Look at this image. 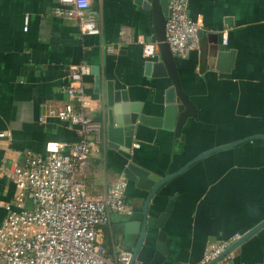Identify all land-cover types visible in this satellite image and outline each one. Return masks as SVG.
Here are the masks:
<instances>
[{
	"label": "crops",
	"instance_id": "crops-1",
	"mask_svg": "<svg viewBox=\"0 0 264 264\" xmlns=\"http://www.w3.org/2000/svg\"><path fill=\"white\" fill-rule=\"evenodd\" d=\"M58 1L0 0V225L3 206L15 194L13 170L24 166L30 153L46 155L61 146L67 152L80 138L79 126L49 115L68 103V70L79 64L90 70L98 66L105 81L140 103L142 113L164 123L151 142L134 141L138 146L133 144L130 153L109 148L104 139L88 160L83 181L89 197L103 196L119 179L128 181L127 212L113 214L102 230L112 252L123 249L115 242V228L133 208L143 207L149 193L143 187L147 175L140 182L139 170L164 178L200 154L232 143L196 161L153 195L155 216L172 203L163 226L167 259L201 264L213 245L240 238L262 222L264 138L258 136H264V0H189V14L201 24V52L174 55L182 87L196 106V116L180 126L179 136L180 111L166 113L170 78L145 73L150 58L141 41L155 42L153 10L136 0H91L102 33L83 35L75 20L52 14ZM212 46L228 56L214 55ZM84 83L96 100L91 116L103 126V99L95 93L91 71ZM155 251L153 238L137 260L148 264ZM234 253V264H264V227Z\"/></svg>",
	"mask_w": 264,
	"mask_h": 264
},
{
	"label": "built area",
	"instance_id": "built-area-1",
	"mask_svg": "<svg viewBox=\"0 0 264 264\" xmlns=\"http://www.w3.org/2000/svg\"><path fill=\"white\" fill-rule=\"evenodd\" d=\"M91 0H59L54 16L75 20L83 35H99L98 15ZM29 17L25 16L24 30ZM201 24L189 14V0H169L166 18V42L173 55L190 50L201 52ZM143 44L145 57L155 58L156 42ZM84 64L69 67L68 103L49 115L80 127L78 141L46 155L30 153L24 166L10 174L15 185L13 200L4 204L6 216L0 225V264H129L132 251L119 249L108 253L102 230L113 214L127 212L125 178L111 183L103 196L87 194L83 174L90 156L105 139L101 122L91 112L96 100L85 92L84 77L90 74ZM45 120L44 117L40 118ZM0 136H4L0 132ZM138 146V144H134ZM239 236L221 241L207 250L201 264L221 255ZM234 250L215 264H234ZM134 264H144L137 260Z\"/></svg>",
	"mask_w": 264,
	"mask_h": 264
},
{
	"label": "water",
	"instance_id": "water-1",
	"mask_svg": "<svg viewBox=\"0 0 264 264\" xmlns=\"http://www.w3.org/2000/svg\"><path fill=\"white\" fill-rule=\"evenodd\" d=\"M136 1L142 4L145 8H151L153 10L154 37L158 46L159 56L157 60L156 58H150V60L145 63V73L154 78H170L172 85L169 86L165 92V102L167 104L166 113L174 109L180 111L176 132L178 134L180 126L184 124L186 119L190 116H196V106L182 87L175 57L166 42L165 24L169 12V0ZM200 33L201 31L199 30V35ZM212 50L213 54L219 51L216 46H212ZM225 56H228V54L225 53L224 50L219 51V58H223ZM91 73L94 75L95 93L99 94L103 99V129L108 147L119 150L123 153H130L133 148L134 141L151 142L157 129L161 128L164 124L163 118L142 113L140 103L130 101L128 91L116 90L112 81H105L101 76L100 68L98 66H92ZM177 136H179V134ZM258 137L264 138L263 135ZM247 139H251V137ZM233 145H235V143L213 148L208 152L200 154L178 171L164 178L149 175L147 172L141 170L136 173L140 178V182L144 176L147 175V184H144L143 187L146 188L149 193L144 199L143 207L133 208L132 214H130L126 220L120 224L119 229L115 228L114 236L117 244L120 243V246H122L123 249L132 251V258L129 264H134L140 255L144 243H149L153 238L155 240L156 251L151 262L148 264H180L167 259L168 250L165 246L166 234L163 230V226L168 218V212L171 209L172 203L170 202L163 212H161L158 216H155L150 213L151 199L160 188H162L170 180L183 173L196 161L215 151ZM130 167L132 166L130 165ZM126 175L128 177L127 172ZM140 198L143 197L140 196ZM137 210L142 213L137 214ZM263 227L264 220L243 234L221 255L207 264H215L224 255L233 251L237 246L261 230ZM119 235L123 236L121 242H119Z\"/></svg>",
	"mask_w": 264,
	"mask_h": 264
},
{
	"label": "trees",
	"instance_id": "trees-1",
	"mask_svg": "<svg viewBox=\"0 0 264 264\" xmlns=\"http://www.w3.org/2000/svg\"><path fill=\"white\" fill-rule=\"evenodd\" d=\"M107 239H106V242H104V246H105V248H106V251L108 252V253H111L112 251H111V248H110V246L108 245V243H107Z\"/></svg>",
	"mask_w": 264,
	"mask_h": 264
}]
</instances>
